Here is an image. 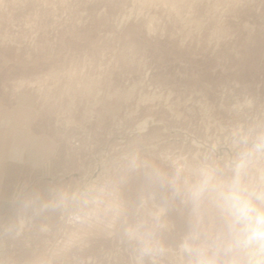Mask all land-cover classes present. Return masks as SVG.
<instances>
[{"label":"rangeland","instance_id":"rangeland-1","mask_svg":"<svg viewBox=\"0 0 264 264\" xmlns=\"http://www.w3.org/2000/svg\"><path fill=\"white\" fill-rule=\"evenodd\" d=\"M23 101L45 159L3 183L0 264H137L121 221L45 205L122 179L133 218L164 193L128 154L224 162L237 129H264V0H0V102ZM167 219L175 247L188 208Z\"/></svg>","mask_w":264,"mask_h":264},{"label":"clouds","instance_id":"clouds-1","mask_svg":"<svg viewBox=\"0 0 264 264\" xmlns=\"http://www.w3.org/2000/svg\"><path fill=\"white\" fill-rule=\"evenodd\" d=\"M233 155L224 162L209 158L162 157V167L133 152L125 157L129 171H142L147 183L163 191L161 203L143 198L129 217L119 195L123 180L93 184L81 192L57 191L45 205L77 206L82 222L121 221L123 238L137 264H264V129L233 133ZM188 208V226L175 247L164 239L170 231L167 214L176 202Z\"/></svg>","mask_w":264,"mask_h":264},{"label":"crops","instance_id":"crops-1","mask_svg":"<svg viewBox=\"0 0 264 264\" xmlns=\"http://www.w3.org/2000/svg\"><path fill=\"white\" fill-rule=\"evenodd\" d=\"M36 112L25 101L8 107L0 102V194L6 180L17 179L24 166L42 163L45 140L34 137L31 126Z\"/></svg>","mask_w":264,"mask_h":264}]
</instances>
